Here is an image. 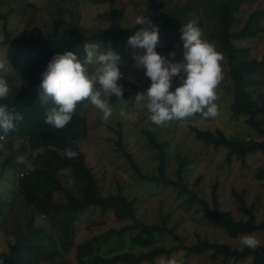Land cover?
<instances>
[{
	"label": "rangeland",
	"instance_id": "obj_1",
	"mask_svg": "<svg viewBox=\"0 0 264 264\" xmlns=\"http://www.w3.org/2000/svg\"><path fill=\"white\" fill-rule=\"evenodd\" d=\"M214 0H0V41L6 36L11 39L20 37H35L41 39L43 33L49 31L52 26V18H61L64 21H71L70 13L73 12L74 23L78 26L79 32L89 35L100 29L122 30L128 29L135 24L139 15L163 16L167 11L173 10L177 5L189 2L194 6L193 11H188L189 17L185 22H194L202 30V38L216 43L215 37H210L213 30V21L206 18L205 11L214 7ZM78 3L77 5H75ZM160 3V4H159ZM75 5L76 7H71ZM158 5V6H157ZM260 10V11H259ZM164 11V13H163ZM263 11V12H261ZM255 26L260 31L251 37L236 39L235 44L241 48V54L248 58L257 60L264 56V0H244L240 9L235 12L238 20L234 25L235 29L242 27L251 15H253ZM60 20V21H61ZM173 23L170 18L156 19L154 25L160 28L161 41L158 45V52L163 56H169L176 52V60L183 57V46L179 45L180 29L172 24V27H165ZM201 21V23L199 22ZM7 33V35H6ZM50 35H55L51 32ZM216 45V44H215ZM102 50L103 47L101 46ZM125 57L122 62L121 73L123 79L119 82L124 86L123 100L114 95L106 96L112 108V116L107 120L101 119L103 113L95 108L90 101H87L78 112L85 117L88 124V132L85 138L80 140V149L84 152L87 166L97 178L103 195L122 194L135 202L136 218L146 224L163 225L167 232L163 235L154 233L150 236L138 234L137 230L126 232L118 237L113 234L104 240L97 250L104 257H112L119 253L131 252L140 254L150 251L155 247L171 249L180 245L196 244L201 240L211 243L227 244L231 248L242 249L243 246L238 239L231 238L222 230L206 224L202 217L200 206L186 204L188 194L180 193L178 188L165 184L161 179L146 180L140 174L158 177V148L149 143L148 132L154 140L162 144L166 155L164 178L177 180V169L184 158L187 162L182 166V180L187 188L197 191L200 197L210 199L212 189L215 186L221 209L230 211L236 219L243 218L235 191L244 192V201L254 205L257 220L264 222V177L258 178L257 171L264 168V153L251 152L244 162L233 158L230 162L226 160V148H213L205 145L195 138V132L191 126L209 131H223L232 139L240 138L244 142L249 139L261 138L246 123L247 115L242 114L237 118L230 115L229 103L233 97V89L226 74V60L221 61L223 68V79L217 86L218 116L215 118H185L183 120H172L162 125L154 124L150 119L151 113L147 109V97L137 103V93H147L151 84L150 78L145 76L144 70L135 67L134 55L142 50L133 48L128 43L125 47ZM119 51V46L114 48ZM72 52L76 53L78 59L83 60L86 55L84 44L75 45ZM21 53L8 44H0V63L4 68L2 73H12L16 68L14 55ZM26 57L28 53L21 54ZM30 57L36 56L33 51ZM34 59V58H33ZM30 60V64L34 61ZM24 61V58H22ZM121 64V61H120ZM99 69L100 65H95ZM94 67H88V74H94ZM1 77V74H0ZM249 83L246 90L249 91L251 99L260 103L259 116L264 119V74H253L248 76ZM40 87V86H39ZM38 87V88H39ZM176 84L173 81L171 91L175 90ZM39 90V89H38ZM46 98V96H41ZM147 131V132H146ZM6 137L1 141L5 144ZM21 140L14 141L13 148H19ZM1 162L9 156V149L4 146ZM30 151L19 154L16 158L17 167L22 164L26 167L31 165ZM35 156V153L31 154ZM18 175L11 168L0 169V194L5 195L10 201L3 207L0 215V252L5 251L9 244L15 241L14 229L25 220L29 221L32 216L31 209L23 205L21 200L9 197L6 186L13 183ZM61 182L65 186L67 176L61 172ZM6 193V194H4ZM56 201L66 200L62 191L54 192ZM10 198V199H9ZM10 209V211L8 210ZM5 213H8L6 216ZM82 222L76 226L75 242L92 237L99 232L109 229H119L129 221H121L111 214H104L98 208H90L84 212ZM32 228L41 227L50 230L48 219L35 214ZM264 246V232H253ZM252 233V234H253ZM46 238L45 233L36 232L33 236ZM60 237L54 235L52 242L60 243ZM75 246L67 252H61L56 264H78L75 257ZM175 258L177 264H217L222 260L220 257L212 262L206 255L189 254L183 248L171 251L167 259L164 254L157 257L155 264H167L169 259ZM261 262L264 264V254L261 255ZM226 264H251L249 257L236 263L228 259Z\"/></svg>",
	"mask_w": 264,
	"mask_h": 264
},
{
	"label": "trees",
	"instance_id": "obj_2",
	"mask_svg": "<svg viewBox=\"0 0 264 264\" xmlns=\"http://www.w3.org/2000/svg\"><path fill=\"white\" fill-rule=\"evenodd\" d=\"M244 0H214V7L205 11L206 18L213 21L210 37H215L216 48L221 52L226 60V74L230 84L228 87L233 89V97L229 103L230 115L237 118L242 114L247 115L246 123L261 138L249 139L244 142L240 138L232 139L223 131L215 132L206 129H199L191 126L195 132V138L210 145L213 148H226V160L230 162L234 157L244 162L245 157L251 152L264 153V119L259 116L261 110L260 103L251 99L246 86L249 83L248 76L253 74H264V56L257 60L248 58L241 54V48L235 44L236 39H244L256 35L260 30L255 26L253 16L240 28L235 29L234 25L238 20L235 18V12L240 9ZM76 3L75 5H77ZM160 4V3H159ZM71 5V7H76ZM1 6V5H0ZM78 6V5H77ZM158 6V5H157ZM175 7L171 11H167L166 15L156 16L148 15L153 21L156 19L170 18L173 23L168 25L164 22L165 27H172V24L181 29L183 24H187L185 19L189 17L188 11H193L194 6L189 3H183L172 6ZM260 11V10H259ZM263 12V11H261ZM164 13V11H163ZM73 12L70 13L71 21H62L61 18H52V26L49 31L43 33L41 39L35 37H20L11 39L6 36L0 44H8L15 49V52L26 54V57L14 55L16 60V68L12 73L0 74L2 78L8 80L11 91L5 101L10 107L14 106L17 112L23 114L24 119L18 122L14 131L5 135L0 131V135L6 137L5 144H1L0 139V158L3 155V148L9 149V156L0 161V169L11 168L18 173L11 185L6 189L13 194L14 198L21 200L24 206L31 209L32 216L29 221L25 220V224L19 223L15 229V241L8 245L5 251L0 252V261L3 264H56V260L61 252H67L75 246V257L78 264H155L157 257L164 254L169 258L171 251L183 248L186 256L189 254L206 255L212 262L220 257L222 260L217 264H226L228 259L234 263L249 257L251 264H262L261 255L264 254V246L256 250L244 247L242 249L231 248L227 244L211 243L207 240H201L196 244L185 246L181 241L171 249L163 247H155L154 249L134 254L124 252L116 254L112 257L102 256L97 247L109 236L115 234L118 237L126 232L137 230L138 234L150 236L154 233L163 235L166 231L163 225L146 224L142 220L136 218L135 204L133 199L118 194L103 195L97 178L87 166L84 152L80 149L79 142L86 137L88 132V124L78 110L73 115L72 121L63 129H55L44 123L46 113L53 106L50 98H42L38 90L42 81V72L46 70L49 61L58 52L72 51L75 45L85 44L86 42H99L106 51L110 47L119 46V54L121 56L120 70L125 57V47L128 38L139 30L138 25H133L128 29L108 30L100 29L89 35H85L78 30V26L74 23ZM61 20V21H60ZM201 23V21H199ZM54 32L55 35H50ZM7 35V33H6ZM210 41V40H208ZM212 42V41H210ZM179 45L183 46V42L179 38ZM160 49L157 48V51ZM36 56L30 57L32 52ZM24 58V61H22ZM34 58V59H33ZM34 61L30 64V60ZM176 87H179L181 81L179 77L174 78ZM174 91V90H173ZM87 102L78 103L77 109L83 107ZM199 113L187 117L198 118ZM147 132V131H146ZM149 143L158 148V177L138 174L146 180L162 179L165 184L178 188L180 193L186 192L188 198L186 204L192 206L194 204L200 206L202 217L206 224L218 229L224 230L231 238L238 239L241 234H252L255 231L264 232V222L257 220L254 205H247L244 201V192L235 191L236 199L243 218L236 219L230 212L221 209L218 199L216 187L212 189L210 199L200 197L197 191L187 188L185 181L182 180V166L187 159L180 161L177 169V180L165 179V162L166 155L162 144L154 140V137L148 132ZM21 140L19 148L14 147L15 140ZM79 153L74 159H68L64 155L67 147ZM28 151L31 157L30 167L25 164L18 169L16 158L19 154H25ZM35 153V156L31 154ZM1 160V159H0ZM61 172H65L67 183L64 186L61 182ZM257 177H264V168H259ZM62 191L66 195V200L56 201L54 192ZM6 194V193H4ZM0 194V215L3 207L6 206L8 200L5 195ZM10 199V198H9ZM13 200V198H11ZM10 201L9 206L13 205ZM90 208H98L104 214H111L121 221H129L119 229H109L99 232L96 235L84 240L75 242L76 226L82 222L84 212ZM10 211V209H8ZM8 213H5L6 216ZM41 214L48 219L50 230L38 227L32 228L34 215ZM86 220V219H85ZM36 232L45 233L46 238L33 236ZM171 234L170 232H167ZM56 235L60 237V243L52 242V237Z\"/></svg>",
	"mask_w": 264,
	"mask_h": 264
},
{
	"label": "clouds",
	"instance_id": "obj_3",
	"mask_svg": "<svg viewBox=\"0 0 264 264\" xmlns=\"http://www.w3.org/2000/svg\"><path fill=\"white\" fill-rule=\"evenodd\" d=\"M135 24L138 31L128 38L127 43L141 49L134 55L135 67L144 70L151 84L147 93H137L135 100L140 103L147 97L149 119L156 125L172 120H183L199 113L203 118L218 116L217 86L223 79L221 61L224 56L213 42L202 38V30L194 23L183 24L180 40L183 42V57L176 60V52L163 56L157 51L160 44V28L154 25L148 15H139ZM83 60L72 51L58 52L42 72L39 87L40 95L50 98L53 106L46 113L45 124L59 130L68 125L83 101L99 109L101 119L107 121L112 116V108L106 96L114 95L123 100L124 86L119 64L121 56L111 47L104 51L99 42H86ZM100 65L95 69V65ZM94 67V74H88V67ZM4 64L0 63V69ZM179 77L181 84L171 91L174 78ZM11 91L7 79L0 77V101L7 100ZM22 113L15 107L0 103V131L5 135L14 131L18 122L23 121ZM68 159L76 158L79 153L70 146L64 151ZM240 243L252 250L261 248V242L253 234H241ZM3 264V261H0ZM167 264H177L175 258Z\"/></svg>",
	"mask_w": 264,
	"mask_h": 264
},
{
	"label": "built area",
	"instance_id": "obj_4",
	"mask_svg": "<svg viewBox=\"0 0 264 264\" xmlns=\"http://www.w3.org/2000/svg\"><path fill=\"white\" fill-rule=\"evenodd\" d=\"M4 137H3V135H0V139H3Z\"/></svg>",
	"mask_w": 264,
	"mask_h": 264
}]
</instances>
